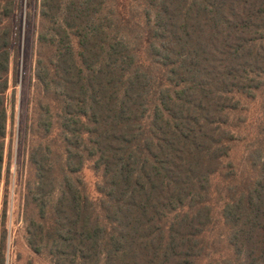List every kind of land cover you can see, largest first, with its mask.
I'll return each instance as SVG.
<instances>
[{"label":"trees","instance_id":"obj_1","mask_svg":"<svg viewBox=\"0 0 264 264\" xmlns=\"http://www.w3.org/2000/svg\"><path fill=\"white\" fill-rule=\"evenodd\" d=\"M14 11L0 0V178ZM34 18L22 217L35 258L264 264V0H38ZM245 102L260 119L237 171Z\"/></svg>","mask_w":264,"mask_h":264},{"label":"rangeland","instance_id":"obj_2","mask_svg":"<svg viewBox=\"0 0 264 264\" xmlns=\"http://www.w3.org/2000/svg\"><path fill=\"white\" fill-rule=\"evenodd\" d=\"M14 3L15 11L12 20L14 39L10 48L9 88L6 93L7 133L4 139L2 177L0 178V224L5 212L9 264H25L29 259L34 260L36 264H48L45 260L35 258L27 249L22 217L26 157L23 149V134H25L26 119L30 112L31 89H33L32 75L36 60L33 22L38 0H14ZM29 14H31L30 20ZM245 106L247 109L241 117L247 121L246 129L240 132L239 139L233 144L228 159L237 171L244 167L245 143L249 138L248 135L253 134L254 127L260 119L255 102L249 104L247 102ZM84 177L90 183L95 180L88 169L84 170Z\"/></svg>","mask_w":264,"mask_h":264}]
</instances>
